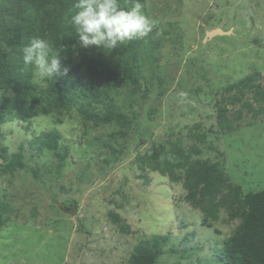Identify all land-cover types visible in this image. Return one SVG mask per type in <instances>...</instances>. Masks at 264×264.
I'll return each instance as SVG.
<instances>
[{"label": "rangeland", "instance_id": "rangeland-1", "mask_svg": "<svg viewBox=\"0 0 264 264\" xmlns=\"http://www.w3.org/2000/svg\"><path fill=\"white\" fill-rule=\"evenodd\" d=\"M141 2L155 21V39L140 48L147 56L143 78L110 89L132 119L128 127L85 120L63 103L1 125L0 149L9 159L22 148L24 166L4 171L0 159V264H129L135 247H151L160 236L168 239L157 264H211L213 250L239 223L229 215L230 188L206 216L181 177L170 180L168 171L137 159L175 139L188 161H217L229 187L242 194L264 188L263 115L224 102L231 123L224 131L215 103L224 84L254 71L264 85V0ZM12 9L13 0H0V27L11 28ZM214 30L221 34L209 35ZM56 135L55 148L28 144ZM166 157L179 160L175 151ZM182 172L176 167L173 174Z\"/></svg>", "mask_w": 264, "mask_h": 264}, {"label": "trees", "instance_id": "trees-1", "mask_svg": "<svg viewBox=\"0 0 264 264\" xmlns=\"http://www.w3.org/2000/svg\"><path fill=\"white\" fill-rule=\"evenodd\" d=\"M13 1V25L11 28L0 27V127L7 121H27L42 112L47 114L51 108L46 105L58 103H63L68 109L75 108L85 120L95 123L114 121L120 126L128 127L132 119L110 97V89L127 81L139 84L147 58L140 54L141 45L150 37H155L149 33L148 38L129 41L109 52L95 47L83 48L72 34L71 26L66 23L65 14L69 15L74 0ZM120 3L124 7L131 6V0H120ZM57 13L61 16L52 20ZM33 35L48 38L53 42L55 50H59L61 75L55 81L34 83L33 69L22 62L20 49ZM103 79L108 81V86L103 87ZM219 95L215 101L216 116L219 127L224 131L231 127L226 119L227 108L224 102L227 105L238 102L240 110L254 111L264 117V85L258 71L237 82L224 84ZM249 96L255 101L251 103L245 100ZM43 103L44 106L39 110L36 105ZM254 103L256 107L251 105ZM41 138L35 137L28 144L34 147V143L39 142L37 150L45 146L56 147L58 135L50 142ZM20 145L22 147L24 143ZM6 150V147L1 146L0 159L7 162L1 165L2 170L13 173L22 168V148L16 154L11 153L9 159ZM174 151L179 156L178 162H172L166 157ZM185 155L188 154L180 140L175 139L167 145L160 144L158 150L150 155L137 156V159L141 164L151 161V167L162 173L168 171L170 180L181 177L188 197L206 216L215 213L220 200L217 195L223 193L225 188H230L233 199L228 203L229 215L238 216L239 223L221 241V245L213 250L209 261L211 264H264V188L242 194L238 185L228 186L227 175L217 161L196 159L191 162ZM176 167L183 168L182 176L173 174ZM2 170L0 169L1 172ZM202 198L209 199V206L198 202ZM2 209L0 202V225ZM205 215L202 223L210 225ZM167 239L168 237L160 236L152 242L151 247H135L128 257L129 264H157Z\"/></svg>", "mask_w": 264, "mask_h": 264}, {"label": "clouds", "instance_id": "clouds-1", "mask_svg": "<svg viewBox=\"0 0 264 264\" xmlns=\"http://www.w3.org/2000/svg\"><path fill=\"white\" fill-rule=\"evenodd\" d=\"M144 7L141 0H131L130 7L122 6L120 0H74L66 23L81 47L109 52L153 31L155 21ZM20 52L23 64L33 69L34 83L55 81L61 75L59 50L48 38L33 35Z\"/></svg>", "mask_w": 264, "mask_h": 264}, {"label": "water", "instance_id": "water-1", "mask_svg": "<svg viewBox=\"0 0 264 264\" xmlns=\"http://www.w3.org/2000/svg\"><path fill=\"white\" fill-rule=\"evenodd\" d=\"M221 34V31L214 30L213 32L209 33V35Z\"/></svg>", "mask_w": 264, "mask_h": 264}]
</instances>
